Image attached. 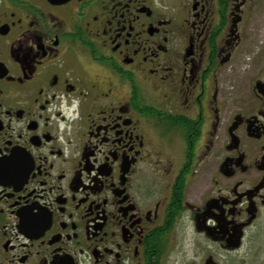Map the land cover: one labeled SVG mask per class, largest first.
Listing matches in <instances>:
<instances>
[{
	"label": "flooded vegetation",
	"instance_id": "af4514ba",
	"mask_svg": "<svg viewBox=\"0 0 264 264\" xmlns=\"http://www.w3.org/2000/svg\"><path fill=\"white\" fill-rule=\"evenodd\" d=\"M257 8L0 0V264H264Z\"/></svg>",
	"mask_w": 264,
	"mask_h": 264
},
{
	"label": "rangeland",
	"instance_id": "374dc122",
	"mask_svg": "<svg viewBox=\"0 0 264 264\" xmlns=\"http://www.w3.org/2000/svg\"><path fill=\"white\" fill-rule=\"evenodd\" d=\"M256 26L257 31L255 33L256 42L259 48H256L255 51L264 48V0H258V8L256 9ZM249 59H245V63H249Z\"/></svg>",
	"mask_w": 264,
	"mask_h": 264
}]
</instances>
